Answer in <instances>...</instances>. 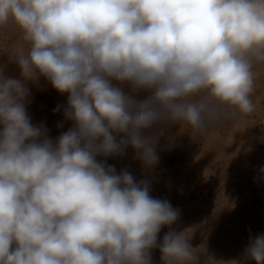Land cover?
<instances>
[{
	"label": "clouds",
	"instance_id": "obj_1",
	"mask_svg": "<svg viewBox=\"0 0 264 264\" xmlns=\"http://www.w3.org/2000/svg\"><path fill=\"white\" fill-rule=\"evenodd\" d=\"M9 21L30 48L12 61L18 77L0 69V264H153L157 249L160 264L192 259L182 209L108 161L131 149L154 168V126L203 134L224 107L253 111L264 0H0ZM41 78L67 94L71 126L55 138L28 112ZM242 256L264 264V231L249 229Z\"/></svg>",
	"mask_w": 264,
	"mask_h": 264
},
{
	"label": "rangeland",
	"instance_id": "obj_2",
	"mask_svg": "<svg viewBox=\"0 0 264 264\" xmlns=\"http://www.w3.org/2000/svg\"><path fill=\"white\" fill-rule=\"evenodd\" d=\"M30 45L12 21L0 26V69L8 76H19L12 61ZM253 111L242 113L224 107L226 113L203 134H195L185 122L158 124L150 130L159 140V164L142 170L132 160L131 149L123 159L109 160L117 169L129 166L139 179L153 180L152 195L168 198L182 209L175 225L192 245V259L176 264H254L245 260L243 250L252 233L264 231V60H253ZM28 112L34 123L44 122L55 138L71 126L64 121L67 94L56 92L43 78L40 87L31 83ZM127 91V88H125ZM143 96V94H141ZM61 106L59 112L53 109ZM59 122L63 128H57ZM248 145L254 150L245 151ZM163 229L160 233L162 238ZM153 264H160L159 250L153 252Z\"/></svg>",
	"mask_w": 264,
	"mask_h": 264
}]
</instances>
